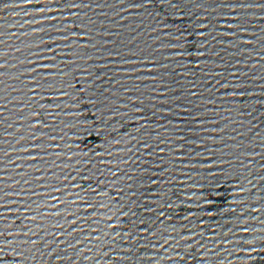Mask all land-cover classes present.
Listing matches in <instances>:
<instances>
[{
	"label": "water",
	"instance_id": "95a60500",
	"mask_svg": "<svg viewBox=\"0 0 264 264\" xmlns=\"http://www.w3.org/2000/svg\"><path fill=\"white\" fill-rule=\"evenodd\" d=\"M0 264H264V0H0Z\"/></svg>",
	"mask_w": 264,
	"mask_h": 264
}]
</instances>
